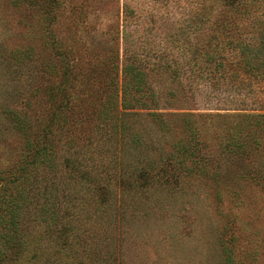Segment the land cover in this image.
<instances>
[{"label": "rangeland", "instance_id": "1", "mask_svg": "<svg viewBox=\"0 0 264 264\" xmlns=\"http://www.w3.org/2000/svg\"><path fill=\"white\" fill-rule=\"evenodd\" d=\"M229 1L211 0L207 11L213 8L218 13H230ZM196 3L0 0V176L10 173L23 153L24 143L13 130L12 116L44 125L51 112H61L57 92L61 65L55 43L71 53L74 72L85 75L84 87L89 92L82 96L72 91L76 108L66 114L76 147L66 148V133L54 128V137H60L58 175L74 176L71 181L62 179L66 193L59 195L71 191V199L61 210L58 228L46 230L41 222L30 224V246L16 264H224L220 241L233 245L235 264H264V186L256 182L253 173L242 177L234 171L237 166L227 173L230 163H215L232 137L244 131L248 123L244 116L264 112V77L246 72L238 63V52L228 48H223L222 54L229 75L222 77L204 68L200 45L210 40V48L217 49L219 39L214 37L219 34L204 24L207 17L195 10ZM191 9L195 11L191 13ZM218 13L209 16L213 20ZM113 59L120 66L125 59H134L145 73L146 84L137 98L146 100L151 110L157 109L173 128L160 151L164 158L177 154V140L190 138L174 114L193 115L187 118L194 128L191 144H198L197 156H202L199 171L204 167L203 157L210 158L203 175L187 177L173 158L167 174H148L151 187L164 177L179 178L178 184L163 188L169 190L164 191L166 200L157 208L151 205L150 211L147 208L148 220L138 219V212L127 207L128 190L120 196L117 184L107 180L112 195L102 203L104 193L96 187L93 191L95 183L89 180L90 176L101 179L105 170L112 171L114 154L105 151L104 130L109 128L96 117L109 92ZM50 64L55 67L49 74ZM132 83L130 74L118 81L119 86L127 84L128 88ZM53 88L55 99L49 95ZM83 121L87 123L81 128ZM137 121L151 129L156 125L148 117ZM65 157L72 165L63 170ZM89 157L92 166L87 163ZM159 164L158 170L162 167ZM221 170L227 180L217 190L210 180ZM117 203L123 211L116 212Z\"/></svg>", "mask_w": 264, "mask_h": 264}, {"label": "trees", "instance_id": "2", "mask_svg": "<svg viewBox=\"0 0 264 264\" xmlns=\"http://www.w3.org/2000/svg\"><path fill=\"white\" fill-rule=\"evenodd\" d=\"M196 4L195 10L198 13L200 10L203 11V16L207 17L204 18V24L209 25L213 33L217 31L216 33L219 34L214 37L219 39L217 41L219 45L215 47L217 49L210 48V40L202 42L200 45V49H202L200 55L206 65L204 68L208 69L209 73H218L222 77L229 75L228 66L224 62L225 55L222 54L223 48H228L238 52L240 61L238 63L243 66L246 72L253 77H264V0H230V13H218L213 8L209 13L208 8L211 6V0H197ZM194 11L190 10L191 13ZM213 13L214 16L217 13L218 15L212 20L209 14ZM245 20L248 21L246 24ZM240 24L241 26H239ZM244 24L248 27H245ZM55 49L61 65L60 77L62 80L57 88L58 95L61 97L58 106L61 112H51L48 122L44 125H39L37 122L30 124L25 117L17 114L12 116L13 130L21 135L24 144L18 165L13 166L6 177L0 176V264H16L23 257L31 243L29 239L31 235L28 232L31 223L37 224L38 222L39 224L41 222L46 230L58 228L62 217L61 210L72 196L71 191L63 196L59 195L66 193L62 179L66 178L71 181L74 176L71 173L63 172L58 175L57 142H60V137H54L56 133L54 128L57 126L60 132L66 133V148L76 147L74 133L69 128L66 114L76 108V103H72V91L78 92L82 96L89 92H86V87H84L85 75L81 72H74L73 61L72 63L70 61L71 53L66 52L58 43H55ZM112 61L113 76L108 81L109 92H107L105 101L99 108L96 117V121L107 122L106 126L109 128L104 130V134L107 135L105 151L110 150L111 154H114L110 161L112 171L105 170L102 172L104 176L101 179L100 177H96V180L95 178L91 179L90 176L89 180L95 183L93 191L98 189L104 193V197L100 198L102 203H106L112 195L109 185L106 184L107 180L117 184L120 196L124 194L125 189L128 190V199L125 204L134 212H138L135 217L148 220L150 215L147 208L149 211L153 209L151 205L157 208L160 201H164L168 197L164 193L168 189L163 188H168L167 186L173 183H179L178 177L176 179L164 177L159 180L157 186L151 187V178L149 179L148 174L154 171L167 174L169 160L173 158L172 160L179 165V169L186 172L187 177L198 173L203 175L206 174L207 167L205 166L210 162V158L203 157L204 167L199 171L198 159L202 160V156H197L199 155L196 152L198 144L196 142L191 144L194 139V128L189 125L191 119L187 118L193 116L192 114H174L172 116L174 119L180 118L190 138L185 142L181 139L177 140V143L174 144L177 154L164 158L163 152L160 151L173 128L169 126L168 121L162 115L156 112L157 109L151 110L146 104V100L137 98V93L142 91L146 84L145 73L141 66L134 62L136 61L134 59H125L121 66L118 61L115 62V59ZM54 67L52 64L49 65V74ZM129 74L133 77L132 87L128 88L127 84L119 86L118 81ZM57 92L54 88L50 91L51 99H55ZM146 98L150 99L149 96ZM142 112H146V114ZM141 117H148L151 123L156 125L153 129L150 126H142L137 121ZM244 118L248 120L244 131L237 132L232 137L231 143L225 147V152L220 156L219 162L215 163L220 164L224 161L230 163L229 165L232 167L228 168V171L226 170L227 173H232L233 166H237L238 170L234 169V171H239L242 177H245V173H253L257 179L256 182L264 186V112L246 115ZM80 123H82L80 127L84 128L83 125L87 121ZM194 132L196 134V129ZM60 135L62 136V134ZM69 135L71 136L69 137ZM68 152L71 153L70 149ZM77 152L74 149V153ZM96 152L98 153L97 150ZM158 154H160L158 159H154ZM67 158L64 159L63 170L71 168L72 164ZM88 160V165L92 166L94 163L92 157H89ZM157 163L162 165L160 170L157 169ZM221 172L222 170L216 171L211 175L212 180L210 181L217 190L227 180V176H222ZM171 176L173 177V175ZM156 193L158 195L155 197ZM118 203L116 212L123 211L124 208ZM142 211L144 214H141ZM219 244L225 257L224 264H235L231 248L233 245L230 246L231 243H222L221 241ZM34 249L36 250V248Z\"/></svg>", "mask_w": 264, "mask_h": 264}]
</instances>
